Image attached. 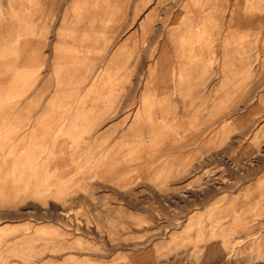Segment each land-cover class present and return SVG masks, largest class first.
Here are the masks:
<instances>
[{
    "label": "rangeland",
    "instance_id": "374dc122",
    "mask_svg": "<svg viewBox=\"0 0 264 264\" xmlns=\"http://www.w3.org/2000/svg\"><path fill=\"white\" fill-rule=\"evenodd\" d=\"M54 1L0 0V24L6 21L14 26L3 30L0 25V109L14 100L18 108L17 114L0 117V264H264V12L260 24L255 27L253 21L250 29L238 19L221 23L222 16L241 15L246 2L251 10L264 11V0L263 4L261 0H209L212 37L209 42L201 37L210 46L197 54L189 52L190 40L181 36L183 28L192 30L202 24L197 0H104L109 2L106 7L100 0ZM185 4L188 14L178 16ZM26 38L29 47L20 54L8 52L13 43ZM227 40L236 48L230 51L233 54L225 45ZM164 41L176 63L174 67L168 63L163 71L168 75L155 79V92H149V71L157 67L159 44ZM175 41L183 43L180 52ZM116 51L121 62L112 59ZM29 53L30 62L8 68L10 56L23 58ZM178 59L184 62L176 66ZM73 61L79 62L72 69V80L57 86L60 67H71ZM14 73H21V80L9 87ZM190 92L193 101L187 96ZM204 97L207 101L201 103ZM147 144L154 148L149 150Z\"/></svg>",
    "mask_w": 264,
    "mask_h": 264
},
{
    "label": "bare ground",
    "instance_id": "6f19581e",
    "mask_svg": "<svg viewBox=\"0 0 264 264\" xmlns=\"http://www.w3.org/2000/svg\"><path fill=\"white\" fill-rule=\"evenodd\" d=\"M26 1H27V0H26ZM30 1H31V0H30ZM33 1H34V0H33ZM53 1H54V0H53ZM57 1H58V0H57ZM60 1H61V0H59V2H60ZM98 1H99V0H98ZM117 1H118V0H117ZM117 1H116V2H117ZM158 1H159V0H158ZM160 1H161V0H160ZM184 1H186V0H184ZM197 1H199V2H198V4L196 5L197 8H198V9H196V10H197V12L199 13L200 18H202V20H201V21H202V24H200L199 27H195V28H193L192 30H191V29H188V28H187V29L183 28V30H185L183 35H181V34L178 33L179 35L182 36L183 39H188V40H190V41L188 42L189 52H190V53H194V54H195V53H196V54H197V53H202L206 48H209V46H210L209 43H208V42H209V37H212V36H209V17L213 16V13H209V12H210V10H209V0H197ZM246 1H247V0H246ZM248 1H249V0H248ZM251 1H252V0H251ZM255 1L257 2V0H255ZM18 2H19V1H18ZM22 2H24V1H22ZM54 2H56V1H54ZM99 2H101V3H102V6H104V7H106L105 5H108V6H109V2H108V1H104V0L101 1V0H100ZM235 2H236V1H235ZM244 2H245V1H244ZM256 2H255V5L258 6V4H256ZM263 2H264V1H263ZM263 2H262V0H261L260 3L263 4ZM20 3H21V2H20ZM20 3H19V5H20ZM101 3H100V4H101ZM187 3H188V2H187ZM190 3H191V2H190ZM222 3H223V2H222ZM23 4H24V3H23ZM52 4H53V5H52V8H53L54 3L52 2ZM57 4H58V3H57ZM57 4H56V5H57ZM124 4H125V3H124ZM191 4H192V3H191ZM236 4H238V6L240 5L239 3H236ZM43 5H44V4H43ZM110 5H114V4H110ZM169 5H170V4H169ZM214 5H215V4H214ZM217 5H218V4H217ZM241 5H242V3H241ZM250 5H251V4H249V3H247V2H246L245 4L243 3L242 6H244V7H243V10H242V12H241V15H239L240 13H238V15H236V14H235V15H232V14H231V15H229L228 19H226V17H227L226 15H225V17L222 16V19H221L222 22H221V23L224 25V23L226 24V22H228V24H229L230 22H232V21H237V19H238L239 23L241 22V23H240L241 26H242V24H244L245 26H249V29H250V26H251V24H252L251 22H253V21H255V23H254V22H253V23L256 24V25H253V26H255V27L258 26V25L260 24L259 22L261 21V17H262V15H263V12H264V11H263V9H258V7H254V8L251 10ZM253 5H254V4H253ZM13 6H14V5H13ZM57 6H58V5H57ZM57 6H56V7H57ZM102 6H101V7H102ZM118 6H119V4H118ZM154 6H155V8H156V5H154ZM154 6H153V7H154ZM182 6H183V5H182ZM182 6H181V7H182ZM236 6H237V5H236ZM262 6H264V5H262ZM49 7H50V6H49ZM49 7H48V8H49ZM122 7H123V6H122ZM201 7H203V8H201ZM224 7H225V6H224ZM240 7H241V6H240ZM9 8H10V7H9ZM43 8H44V7H42V9H43ZM113 8H114V7H113ZM113 8H112V9H113ZM171 8H172V7H171ZM187 8H188V7H187V4H185L184 7L181 8L182 10L179 11L178 16H182V15L185 16V15H187V14H188V12H187ZM193 8H194V7H193ZM222 8H223V6H222ZM229 8H230V6H229ZM54 9H55V8H54ZM104 9H105V8H104ZM104 9L101 10V11L103 12ZM107 9H108V7H107ZM121 9H122V8H121ZM6 10H7V8H6ZM9 10H10V9H9ZM227 10H228V9H227ZM68 11H69V10H68ZM93 11H94V10H93ZM122 11H123V10H122ZM214 11H215V10H214ZM7 12H9V11H7ZM10 12H11V11H10ZM81 12H82V11H81ZM85 12H87V11H85ZM89 12H90V11H89ZM102 12H101V14H102ZM105 12H106V11H105ZM105 12H104V13H105ZM119 12H121V11H119ZM119 12H118V13H119ZM220 12H221V11H219V13H220ZM45 13H46V12H44V14H45ZM53 13H54V11H53ZM73 13L75 14V12H73ZM82 13H83V12H82ZM87 13H88V12H87ZM94 13H95V12H94ZM104 13H103V14H104ZM118 13H117V14H118ZM121 13H123V12H121ZM167 13H168V12H167ZM219 13H218V14H219ZM226 13H227V11H226ZM61 14H62V13H61ZM64 14H65V12H64ZM76 14H77V13H76ZM79 14H80V13H79ZM88 14H90V13H88ZM97 14H98V13H97ZM110 14H111V13H110ZM110 14H109V15H110ZM62 15H63V14H62ZM98 15H99V14H98ZM112 15H114L113 17L116 16V14H114V13H112ZM71 16H72V15H71ZM89 16H90V15H89ZM102 16H103V15H102ZM106 16H107V15H106ZM239 16H240L241 18H239ZM44 17H45V15H44ZM53 17H54V16H53ZM62 17H63V16H62ZM76 17H77V16H76ZM85 17H86V16H85ZM104 17H105V16H104ZM107 17H109V16H107ZM173 17H174V15H173ZM32 18H33V17H32ZM68 18H71V17L69 16ZM77 18H78V17H77ZM98 18H99V16H98ZM147 18H148V17H147ZM174 18H175V17H174ZM50 19H51V21H52L53 18H50ZM75 19H76V18H75ZM78 19H79V18H78ZM88 19H89V18H88ZM168 19L170 20L169 17H168ZM29 20H30V18L28 19V21H29ZM44 20H45V18H44ZM76 20H77V19H76ZM80 20H82V19H80ZM84 20H85V19H84ZM95 20H96V18H95ZM148 20H149V19H148ZM47 21H48V20H47ZM167 21H168V20H167ZM170 21H171V20H170ZM173 21H174V20H173ZM214 21H215V20H214ZM238 21H237V22H238ZM44 22H46V20L43 21V23H44ZM74 22H75V21H74ZM77 22H78V21H77ZM79 22H80V21H79ZM83 22H84V21H83ZM96 22H97V21H96ZM99 22H100V21H99ZM148 22H149V21H148ZM148 22H147V23H148ZM176 22H177V21H174V23H176ZM218 22H219V21H218ZM237 22H236L235 24H238ZM67 23H68V22H67ZM69 23H70V22H69ZM69 23H68V24H69ZM103 23H104V22H103ZM165 23H166V22H165ZM170 23H171V22H170ZM257 23H259V24H257ZM263 23H264V22L262 21V24H263ZM58 24H59V26H60V23H58ZM68 24H67V25H68ZM70 24H71V23H70ZM89 24H90V23H89ZM91 24H92V23H91ZM97 24H99V23H96V27H97ZM148 24H149V23H148ZM171 24H172V23H171ZM215 24H216V22H215ZM232 24H233V23H232ZM0 25H1V27L3 28V30H4V29H6V30H12V29L14 28V26H13L12 24H10V23H7V24H0ZM63 25H64V22H63V24H62L61 26H63ZM226 25H227V24H226ZM72 26H74V25H72ZM83 26H84V25H83ZM83 26H81V27H83ZM155 26H156V25H155ZM1 27H0V28H1ZM64 27H65V26H64ZM74 27H75V26H74ZM93 27H94V26H93ZM106 27H107V26H106ZM162 27H163V26H162ZM220 27H221V26H220ZM242 27H243V26H242ZM46 28H47V27H46ZM62 28H63V27H62ZM77 28H78V27H77ZM150 28L152 29V28H154V26L152 25V26H150ZM150 28H149V29H150ZM213 28H214V27H213ZM253 28H254V27H253ZM257 28H258V27H257ZM260 28H261V27H260ZM60 29H61V28H60ZM60 29H59V30H60ZM67 29H70V28H67ZM67 29H66V30H67ZM84 29H85V28H84ZM91 29H92V28H91ZM146 29H147V28H146ZM149 29H148V30H149ZM64 30H65V29H64ZM64 30H62L60 33L64 32ZM66 30H65V31H66ZM72 30H74V29H72ZM75 30H76V28H75ZM79 30H82V28H80ZM79 30L77 29V31H79ZM87 30H89V29H87ZM97 30H100V29H97ZM103 30H104V29H103ZM105 30H106V29H105ZM107 30H109V29H107ZM67 31H68V30H67ZM67 31H66V32H67ZM212 31H213V30H212ZM227 31H228V29H227ZM263 31H264V30H263ZM43 32H44V31H43ZM68 32H70V31H68ZM68 32H67V33H68ZM75 32H76V31H75ZM79 32H80V31H79ZM179 32H180V31H179ZM217 32H218V31H217ZM245 32L247 33V31H245ZM254 32H255V31H254ZM259 32H260V30H259ZM11 33H12V32H11ZM160 33H161V32H160ZM162 33H163V31H162ZM221 33H222V32H221ZM229 33H230V30H229ZM255 33H256V32H255ZM0 34H1V33H0ZM65 34H66V33H65ZM65 34H63V35H65ZM72 34H73V32H72ZM72 34H71V35H72ZM77 34H78V33H77ZM79 34H80V33H79ZM133 34H134V33H133ZM212 34H213V33H212ZM212 34L210 33V35H212ZM216 34H217V33H216ZM216 34H215V35H216ZM230 34H231V33H230ZM1 35H2V34H1ZM1 35H0V36H1ZM11 35H13V34L6 35L5 37L8 38V37L11 36ZM14 35H15V34H14ZM25 35H26V34H25ZM68 35H69V34H68ZM68 35H67V36H68ZM71 35H70V36H71ZM213 35H214V34H213ZM65 36H66V35H65ZM70 36H69V38H70ZM94 36H96V35L94 34ZM128 36H129V35H128ZM202 36H203V37L205 36L206 41H208L207 44L204 43V42H201V41H200V39H201ZM220 36H221V35H220ZM229 36H230V35H229ZM16 37H17V36H16ZM26 37H27V36H26ZM28 37H29V35H28ZM58 37H59V36H58ZM71 37H72V36H71ZM73 37H75V36H73ZM81 37H82V35H81ZM81 37H80V38H81ZM84 37H85V36H84ZM84 37H83V38H84ZM92 37H93V35H92ZM96 37H97V36H96ZM100 37H102V36H100ZM226 37H227V35H226ZM0 38H1V37H0ZM24 38H25V37H24ZM98 38H99V37H98ZM98 38H97V39H98ZM161 38H162V37H161ZM172 38H173V37H172ZM230 38H231V37H230ZM13 39H15V37H14ZM56 39L60 40L59 38H56ZM74 39H76V38H74ZM74 39H73V40H74ZM81 39H82V38H81ZM85 39H86V38H85ZM85 39H84V41H85ZM93 39H94V38H93ZM100 39H101V38H100ZM127 39H128V38H127ZM129 39H130V38H129ZM173 39H174V38H173ZM259 39H261V38H259ZM262 39L264 40V38H262ZM0 40H2V38H1ZM20 40H22V39H20ZM32 40H33V39H32ZM32 40H31V41H32ZM34 40H35V39H34ZM34 40H33V41H34ZM38 40H39V39H38ZM86 40H87V39H86ZM89 40H90V39H88L87 41H89ZM103 40H104V39H103ZM166 40H168V39H166ZM229 40H230V39H229ZM231 40H233V38H232ZM247 40H248V39H247ZM256 40H257V39H256ZM44 41H45V40H44ZM87 41H86V42H87ZM90 41H91V40H90ZM98 41H99V40H98ZM137 41H138V40H137ZM137 41H136V42H137ZM153 41H154V40H153ZM212 41H213V40H212ZM240 41H241V40H240ZM242 41H243V40H242ZM53 42H54V40H53ZM58 42H60V41H58ZM73 42H75V41H73ZM77 42H78V41H77ZM77 42H76V43H77ZM81 42H82V41H80V43H81ZM86 42H82V43L85 44ZM104 42L107 43L108 41H104ZM122 42H123V41H122ZM144 42H145V41H144ZM171 42H172V41H171ZM171 42H170V43H171ZM182 42H183V41H182ZM229 42H230V41L227 40V42L225 43V45L227 46V49H228L229 52L232 51V50H233V52H234V51L236 50V48H235V50L232 49L233 45H232V43H229ZM237 42H238V41H237ZM256 42H257V41H256ZM261 42H262V40H261ZM35 43H36V42H35ZM37 43H38V42H37ZM43 43H45V42H43ZM95 43H96V41H95ZM132 43H134V42H132ZM172 43H173V42H172ZM233 43H234V42H233ZM238 43H240V42H238ZM28 44H30V41H29V39H27V38L24 39L23 41H20V43H19V42H17V43H13V46H12V49H11L12 51L9 50L8 52H10V53L12 52V53H13L15 50H17V51L19 50V54H20V53L22 52V50H24V49H23L24 47H26V48L29 47ZM41 44H42V43H41ZM61 44H62V42H61ZM73 44H74V43H73ZM87 44H89V43L87 42ZM109 44H110V43H109ZM122 44H123V43H122ZM124 44H125V43H124ZM128 44H129V43H128ZM130 44H131V42H130ZM161 44H162V42H161ZM161 44H159L160 47H161V49L158 50V51H159V52H158L159 54L157 55L156 62H155L157 67L151 68L150 71H149V75H148V76H149V79H150V82H151V84H150L151 86H150V87H152V88H149V89H148L149 92H152V91L155 92V89H154V86H155V79H158V78H159V79L163 80V78H164L166 75H168V73L166 74V71H167V69L169 68V67H168V63L172 62V63H173V67H174V64L176 63V59H177V58L174 57V53L172 52L171 46L169 45L168 42L166 43V41H164L162 46H161ZM182 44H183V43H181V41H175V42H174V45L178 48V51L181 50V49H184V48L182 47ZM214 44L217 45V43H213V45H214ZM1 45H2V44H1ZM30 45H31V44H30ZM35 45H36V44H35ZM68 45H69V44H67V46H68ZM70 45H71V44H70ZM104 45H105V44H104ZM107 45H108V43H107ZM157 45H158V43H157ZM254 45H255V43H254ZM43 46H44V45H43ZM79 46H81V45H79ZM124 46H125V45H124ZM133 46H134V44H132V47H133ZM219 46H220V45H219ZM219 46H217V47L219 48ZM260 46H261V45H260ZM263 46H264V45H263ZM0 47H1V46H0ZM39 47H41V46H39ZM69 47H70V46H69ZM77 47H78V46H77ZM81 47H82V46H81ZM99 47H100V45H99ZM105 47H107V46H105ZM120 47H121V46H120ZM150 47H151V46H150ZM221 47H222V46H221ZM234 47H236V46H234ZM4 48H5V47H4ZM37 48H38V46H37ZM37 48H36V50H37ZM57 48H58V47H57ZM59 48L61 49V47H59ZM113 48H115V47H113ZM113 48H112V49H113ZM121 48H122V47H121ZM0 49H1V48H0ZM39 49H43V48H39ZM55 49H56V48H55ZM63 49H64V48H63ZM75 49H76V48H75ZM75 49H74V50H75ZM79 49H80V48H79ZM79 49H78V51H80ZM83 49H84V48H83ZM98 49H99V48H98ZM110 49H111V46H110ZM125 49H126V48H125ZM230 49H231V50H230ZM237 49H238V48H237ZM240 49H241V48H240ZM69 50H70V49H69ZM76 50H77V49H76ZM93 50H97V49H93ZM99 50H100V49H99ZM103 50H104V48H103ZM126 50L128 51V49H126ZM218 50H219V49H218ZM33 51H34V50H32L31 52H33ZM54 51H56V50H54ZM72 51H73V50H72ZM82 51H83V50H82ZM89 51H90V49H89ZM111 51H112V50H111ZM154 51H155V50H154ZM238 51H239V50H238ZM238 51H237V52H238ZM240 51H241V50H240ZM29 52H30V50H29ZM38 52H39V51H38ZM80 52H81V51H80ZM98 52H99V51H97L96 54H98ZM152 52H153V51H152ZM179 52H180V51H179ZM211 52H212V53H213V52H216V49H212ZM233 52H230V53L233 54ZM263 52H264V51H263ZM10 53H9V54H10ZM100 53H101V52H100ZM100 53H99V54H100ZM102 53H103V52H102ZM154 53H155V52H154ZM218 53H219V52H218ZM239 53H240V52H239ZM19 54L16 55L17 57H12V56H10L11 58H8V61H7V63H8V68H13V67L17 64V63H16L17 60H20L21 62H26V63H27V62H30V61H29V60H30V53H29V55H26V56H25V55H24V56L22 55L23 58H22ZM32 54H33V53H31V55H32ZM40 54H43V55H44L45 53H40ZM137 54H139V53H137ZM155 54H156V53H155ZM155 54H154V55H155ZM169 54H170V56H169ZM227 54H228V53H227ZM65 55H66V54H65ZM148 55H149V54H148ZM35 56H37V55H35ZM107 56H108V55H107ZM111 56H112V54H111ZM125 56H127V55H125ZM138 56H139V55H138ZM209 56H210V55H209ZM211 56H212V55H211ZM232 56H233V55H232ZM236 56H237V54H236ZM38 57H40V56L33 57V58H38ZM42 57H44V56H42ZM100 57H101V56H100ZM122 57H123V56H122ZM133 57L135 58V56H133ZM148 57H149V56H148ZM151 57H153V56H151ZM151 57H150V58H151ZM200 57H201V56H200ZM203 57H204V56H203ZM203 57H202V58H203ZM223 57H224V56H223ZM20 58H21V59H20ZM31 58H32V57H31ZM44 58H45V57H44ZM64 58H65V57H64ZM64 58H63V59H64ZM105 58H106V57H105ZM128 58H130V57H128ZM137 58H139V57H137ZM67 59H68V58H66V60H67ZM112 59H114V62H121V59L119 58V54H118L117 51L113 54ZM122 59H123V58H122ZM139 59H140V58H139ZM182 59H184V58H182ZM182 59H178L176 66H178L179 63H183L184 61H187V60H185V59H184V61H183ZM186 59H188V58H186ZM200 59H201V58H200ZM222 59H226V57H224V58H222ZM228 59H230V58H228ZM228 59H227V60H228ZM233 59H234V58H233ZM36 60H37V59H36ZM60 60L64 63V61L61 59V57H60ZM73 60H77V59L74 58ZM106 60H107V59H106ZM123 60H124V59H123ZM127 60H128V59H127ZM193 60H194V59H193ZM195 60H196V59H195ZM203 60H204V58H203ZM206 60H207V59H206ZM234 60H235V59H234ZM34 61H35V59H34ZM40 61H41V60H40ZM42 61H43V60H42ZM42 61H41V62H42ZM67 61H68V60H67ZM132 61H134V60H132ZM150 61H151V59H150ZM219 61H220V60H219ZM222 61H223V60H222ZM222 61H221V63H222ZM229 61H230V60H229ZM237 61H238V59H237ZM36 62H39V61L37 60ZM73 62H74L73 65H72L73 67H72V66L70 67V66L62 65V66L60 67V69H59V70H61L60 72H64L65 75L68 76L67 78H63V79H62V81H63L64 84H68V83H69L68 81L72 80V78L70 77L71 74H72V72H73L72 69H75V70H76V68H75L74 65L77 64L79 61H77V63H76V61H73ZM126 62H127V61H126ZM135 62H136V60H135ZM135 62H134V63H135ZM148 62H149V60H148ZM148 62H147V63H148ZM195 62H196V61H195ZM60 63H61V62H60ZM60 63H59V64H60ZM65 63H66V62H65ZM65 63H64V64H65ZM232 63H233V62H232ZM55 64H56V63H55ZM59 64H58V65H59ZM71 64H72V63H71ZM96 64H97V63H96ZM102 64H105V63H102ZM118 64H119V63H118ZM152 64H154V63H152ZM201 64H202V63H201ZM235 64H236V63H235ZM93 65L95 66V64H93ZM98 65H99V64H98ZM119 65H120V64H119ZM123 65H124V64H123ZM171 65H172V64H171ZM183 65H185V64H183ZM183 65H182V67H184ZM225 65H226V63H225ZM85 66H87V65H85ZM151 66H152V65H151ZM151 66H150V67H151ZM180 66H181V65H180ZM232 66H233V64H232ZM235 66H236V65H235ZM235 66H234V70H237V69H235ZM58 67H59V66H58ZM119 67H120V66H119ZM126 67H127V66H126ZM126 67L123 68V69H126ZM152 67H153V66H152ZM167 67H168V68H167ZM221 67H222V65H221ZM227 67H228V66H227ZM238 67H239V66H238ZM88 68H89V67H88ZM134 68H135V66H134ZM134 68H133V69H134ZM180 68H181V67H180ZM130 69H131V68H130ZM146 69H148V68H146ZM171 69H172V67H171ZM176 69H177V68H176ZM183 69H184V68H181V72H182ZM245 69H246V68H245ZM13 70H14V68H13ZM96 70H97V68H96ZM126 70H127V69H126ZM126 70H125V71H126ZM134 70H135V69H134ZM164 70H166V71H165V74H166V75H164V72H163ZM184 70H185V69H184ZM201 70H202V69H201ZM222 70H223V67H222ZM94 71H95V70H94ZM121 71H122V70H121ZM123 71H124V70H123ZM131 71H132V70H131ZM146 71H147V70H146ZM174 71H178V69H177V70H174ZM174 71H171V72H174ZM204 71H205V70H204ZM204 71H202V74H203ZM227 71H228V70H227ZM81 72H82V71H81ZM95 72H96V71H95ZM133 72H134V71H133ZM143 72H144V74H145V73H148V72H145V71H143ZM143 72H142V73H143ZM183 72H184V71H183ZM205 72H206V71H205ZM205 72H204V73H205ZM211 72H212V71H211ZM222 72H223V71H222ZM93 73H94V72H93ZM119 73H121V72H119ZM131 73H132V72H131ZM206 73H208V71H207ZM206 73H205V74H206ZM223 73H225V72H223ZM236 73H238V72H236ZM94 74H95V73H94ZM123 74H125V72H123ZM126 74H127V73H126ZM126 74L123 75V76H128V75H126ZM128 74H129V73H128ZM174 74H175V73H174ZM200 74H201V73H200ZM200 74H199V75H200ZM202 74H201V75H202ZM85 75H86V74H85ZM120 75H121V74H120ZM120 75H118V76H120ZM131 75H132V74H131ZM145 75H146V74H145ZM201 75H200V76H201ZM203 75H204V74H203ZM263 75H264V74H263ZM12 76L14 77V74H13ZM118 76H117V78H118ZM171 76H172V74H171ZM171 76H170V77H171ZM175 76H178V75H175ZM196 76H197V73H196L195 77H196ZM223 76H224V75H223ZM13 77H11V78H12L11 81H10L9 79H7V80H9L10 83H13ZM88 77H89V76H87V77L85 76V80H86V78L88 79ZM112 77H113V76H112ZM121 77H122V76H121ZM167 77H168V76H167ZM91 78H92V77H91ZM144 78H145V76H144ZM206 78H208V76H207ZM206 78H205V80H206ZM124 79H125V78H124ZM140 79L142 80V78H140ZM181 79H182V78H181ZM186 79H188L187 81H189V78H186ZM186 79H185V80H186ZM224 79H225V77H224ZM228 79H229V76H228ZM85 80H84V81H85ZM112 80H113V79H112ZM115 80H116V79H115ZM115 80H114V81H115ZM125 80H126V79H125ZM165 80L167 81V79H165ZM165 80L163 81L164 83H165ZM168 80H169V79H168ZM194 80H195V79H194ZM194 80H193V81H194ZM219 80H220V78H219ZM114 81H113V82H114ZM139 81H140V80H139ZM171 81H172V80H170V82H171ZM182 81H183V80H182ZM197 81H198V80H197ZM197 81H195V82H197ZM220 81H221V80H220ZM7 82H8V81H7ZM111 82H112V81H111ZM168 82H169V81H168ZM170 82H169V83H170ZM206 82H207V81H205V83H206ZM10 83H9V84H10ZM86 83H88V82H86ZM105 83H106V82H105ZM114 83H116V81H115ZM180 83H181V82H180ZM205 83H204V84H205ZM216 83L218 84V81H217ZM229 83H230V82H229ZM88 84H89V83H88ZM107 84H108V83H107ZM110 84H112V83H110ZM129 84H130V83H129ZM139 84H140V83H139ZM143 84H144V83H143ZM156 84H157V83H156ZM172 84H173V83H172ZM174 84H175V83H174ZM183 84L186 85V83H183ZM223 84H224V82H223ZM225 84H226V83H225ZM233 84H234V83H233ZM233 84H232V85H233ZM11 85H12V84H11ZM82 85H84V84H82ZM82 85H80V86L82 87ZM163 85H165V84H163ZM168 85H169V84H168ZM180 85H181V84H180ZM195 85H196V84H195ZM195 85H194V86H195ZM218 85H219V84H218ZM218 85H217V86H218ZM220 85H221V84H220ZM166 86H167V83H166ZM172 86H173V85H172ZM197 86H198V84H197ZM197 86H196V87H197ZM201 86H202V85H201ZM224 86H225V85H224ZM224 86H223V87H224ZM234 86H236V85H234ZM77 87H79V85H78ZM169 87H170V86H169ZM178 87H179V86H178ZM198 87H199V86H198ZM198 87H197L196 89H198V91H199L201 88H198ZM207 87H208V86H207ZM221 87H222V85H221ZM110 88H111V87H110ZM138 88H139V87H138ZM158 88H159V87H158ZM181 88L183 89V86H182ZM202 88H204V86H203ZM142 89H144V87H143ZM172 89H173V88H172ZM196 89H194V90H196ZM78 90H79V89H78ZM103 90H105V89H103ZM169 90L171 91V89H169ZM178 90H179V89H178ZM218 90H219V89H218ZM101 91H102V90H101ZM106 91H107V90H106ZM118 91H119V90H118ZM163 91H164V89H163ZM175 91H176V90H175ZM175 91H174V92H175ZM179 91H180V90H179ZM73 92H74V91H73ZM121 92H122V91H121ZM121 92H119V93L121 94ZM140 92H141V90H140ZM168 92H169V91H168ZM177 92H178V91H177ZM192 92L194 93V91H192ZM204 92H205V91H204ZM208 92H209V89H208L207 93H208ZM106 93H107V92H106ZM106 93H104V94H106ZM109 93H110V91H109ZM182 93H183V92H182ZM182 93H181V94H182ZM193 93H192V96H193ZM84 94H85V93H84ZM114 94H115V92H114ZM120 94H119V95H120ZM167 94H168V93H167ZM188 94H189V96H190L189 100L192 99L191 101H193V98H195V97H193V98L191 97V92H190V93H187V96H188ZM194 94H195V93H194ZM197 94H198V92H197ZM202 94H203V93H202ZM204 94H205V93H204ZM75 95H76V94H75ZM90 95H91V94H90ZM121 95L124 96L123 94H121ZM139 95H140V94H139ZM139 95H138V97H140ZM161 95H162V94H161ZM161 95L158 96L160 99H161ZM171 95H172V91H171ZM185 95H186V94H185ZM82 96H83V95H82ZM91 96H92V95H91ZM97 96H98V95H97ZM106 96H107V95H106ZM106 96H105V97H106ZM116 96H117V95H116ZM116 96H115V97H116ZM166 96H169V95H166ZM178 96H179V95H178ZM183 96H184V94H183ZM183 96H182V98H183ZM195 96H196V95H195ZM199 96H200V95H199ZM207 96L209 97L208 94H207ZM158 97H157V98H158ZM162 97H163V96H162ZM184 97H185V96H184ZM202 97H203V95H202ZM94 98H95V97H94ZM102 98H103V97H102ZM110 98H111V97H110ZM159 98H158V99H159ZM196 98H198V96H197ZM106 99H107V97H106ZM139 99H140V98H139ZM184 99H186V98H184ZM199 99H200V98H199ZM204 99H205V97H204L203 99L200 100L201 103L203 102L202 100H204ZM206 99H207V98H206ZM206 99H205L204 102L207 101ZM140 100H141V99H140ZM142 100H143V99H142ZM181 100H183V99H181ZM208 100H209V99H208ZM74 101H75V100H74ZM152 101H154V100H152V98H151V102H152ZM171 101H172V100H171ZM113 102H115V101H113ZM113 102H112V103H113ZM131 102H132V101H131ZM131 102H130V103H131ZM138 102L140 103L141 101H138ZM183 102H184L183 104H185V103L187 102V99H186L185 101L183 100ZM93 103H94V102H93ZM100 103H101V102H100ZM152 103H153V102H152ZM171 103H172V102H171ZM190 103H191V102H190ZM190 103H189V104H190ZM207 103H208V102H207ZM207 103H206V104L203 103V104H204V105H207ZM219 103H220V102L218 101V104H219ZM98 104H99V103H98ZM103 104H104V103H103ZM110 104H111V102H110ZM110 104H109V106H112V107H113V105H110ZM155 104H156V103H155ZM175 104H177V103L175 102ZM192 104H195V103H192ZM203 104H201L200 108L202 107ZM127 105H128V104H127ZM139 105H140V104H139ZM156 105H157V104H156ZM171 105H172V104H171ZM190 105H191V104H190ZM199 105H200V103H199ZM224 105H225V104H224ZM226 105H227V104H226ZM109 106H107V107H109ZM129 106H130V105H129ZM137 106H138V105H137ZM175 106H176V105H175ZM181 106H182V105H181ZM185 106H186V108H187V106H189L188 103H187V105H185ZM193 106H194V105H193ZM196 106H197V105H196ZM227 106H228V105H227ZM172 107H173V106H172ZM172 107H171V108H172ZM203 107H204V106H203ZM209 107H210V106H209ZM209 107H208V109H211V108H209ZM219 107H220V106H218V108H219ZM167 108H168V107H167ZM167 108H166V109H167ZM189 108H191V107H189ZM220 108H221V107H220ZM107 109H108V108H107ZM109 109H110V108H109ZM153 109L156 110V109H158V108L154 107V108H152V110H153ZM166 109H165V110H166ZM168 109H169V108H168ZM168 109H167V111H168ZM192 109H193V107H192ZM201 109H202V108H201ZM201 109H198L197 111H199V110H201ZM205 109H206V107H205ZM215 109H216V108H215ZM135 110H136V109H135ZM181 110H182V109H181ZM184 110H186V109H184ZM189 110H190V109H189ZM189 110H187V112H188ZM219 110H220V109H219ZM96 111H97V109H96ZM160 111H161V110H160ZM182 111H183V110H182ZM190 111L192 112V110H190ZM197 111H196V113H197ZM171 112H172V111H171ZM185 112H186V111H185ZM187 112H186V113H187ZM208 112H209V111H208ZM108 113H109V112H108ZM132 113H133V112H132ZM141 113H142V111H141ZM158 113H159V110H158ZM160 113H161V116H164V115H162V111H161ZM160 113H159V114H160ZM186 113H185V115H186ZM217 113H218V112H217ZM217 113L215 112L214 115L216 114V116H217ZM179 114H180V113H179ZM179 114L177 115V117L179 116ZM187 114H188V113H187ZM194 114H195V110H194L193 113H191V115H189V116H192V115H194ZM171 115H172V113H171ZM92 116H93V115H92ZM219 116H221V115H219ZM249 116H250V114H249ZM252 116H253V115H252ZM88 117L90 118L91 115L88 116ZM132 117H133V116H132ZM154 117H155V116H154ZM177 117H175V118H177ZM196 117H197V116H196ZM214 117H215V116H214ZM143 118H144V115H143ZM157 118H158V117H157ZM162 118H164V117H162ZM189 118H190V117H189ZM239 118H241V117H239ZM242 118H243V117H242ZM242 118H241V119H242ZM246 118H247V115L245 116V119H246ZM134 119H135V118H134ZM155 119H156V118H155ZM173 119H174V118H173ZM186 119H188V118L186 117ZM215 119H216V118H215ZM241 119H240V120H241ZM129 120H130V119H129ZM138 120H140V119H138ZM159 120H160V121H163V120L161 119V117H159ZM159 120H158V121H159ZM167 120H168V119H167ZM236 120H237V119H236ZM243 120H244V119H243ZM154 121H155V120H154ZM169 121H170V120H169ZM169 121H167V122L169 123ZM200 121H202V120H200ZM219 121H221V120H219ZM224 121H225V120H224ZM167 122H166V123H167ZM170 122H171V121H170ZM213 122H214V121H213ZM227 122H228V121H227ZM89 123H90V122H89ZM135 123L137 124L138 122L136 121ZM135 123H134V124H135ZM160 123H161V122H160ZM166 123H165V125H163V127L166 126ZM168 123H167V124H168ZM210 123H211V122H210ZM217 123H218V122H217ZM228 123H229V122H228ZM234 123H235V122H234ZM245 123H246V122H245ZM134 124H133V126H134ZM136 124H135V125H136ZM146 124H147V123H146ZM150 124H151V123H150ZM152 124H153V123H152ZM155 124H156V123L154 122V124L151 125V126H152V127H155ZM157 124H159V122H157ZM215 124H216V123H215ZM232 124H233V123H232ZM129 125H130V124H128V126H129ZM137 125H138V124H137ZM141 125H142V123L139 124L138 126H141ZM170 125H171V124H170ZM179 125H181V127H182V126H183V125H182V122H180ZM234 125H235V124H234ZM146 126H147V125H146ZM149 126H150V125H149ZM142 127H143V125H142ZM142 127H141V129H142ZM152 127H151V128H152ZM181 127H180V128H181ZM201 127H202V125H201ZM218 127H219V126H218ZM222 127H223V126H222ZM263 127H264V126H263ZM263 127H262V128H263ZM137 128H139V127H137ZM171 128H172V127H171ZM206 128H207V126H206ZM224 128H225V127H224ZM229 128H230V127H229ZM128 129H129V128H128ZM146 129H147V127H146ZM154 129L156 130V128H154ZM157 129H158V127H157ZM204 129H205V128H204ZM232 129H233V128H232ZM263 129H264V128H263ZM126 130H127V129H126ZM132 130H133V129H132ZM152 130H153V128H152ZM155 130H153V131H155ZM158 130H159V129H158ZM163 130H166V128L163 129ZM221 130H222V129H221ZM258 130H259V129H258ZM124 131H125V130H124ZM137 131H138V130H137ZM146 131H147V132L150 131V130H149V127H148V130H146ZM156 131H157V130H156ZM173 131H174V130H173ZM176 131H177V130H176ZM212 131H213V130H212ZM216 131H217V128H216ZM147 132H146V133H147ZM150 132H151V131H150ZM150 132H148V134H149ZM179 132H180V131H179ZM84 133H85V132H84ZM89 133H90V132H89ZM101 133H102V132H101ZM122 133H123V132H122ZM128 133H129V132H128ZM131 133H133V132H131ZM156 133H157V132H156ZM176 133H177V132H176ZM204 133H205V132H204ZM204 133H203V134H204ZM210 133H211V130H210ZM86 134H87V132H86ZM123 134H124V133H123ZM129 134H130V133H129ZM129 134H128V135H129ZM133 134H134V133H133ZM135 134H136V133H135ZM137 134H138V132H137ZM187 134H188V133H187ZM207 134H208V133H206V137H207ZM139 135H140V133H139ZM139 135H137V136H139ZM142 135H143V134H142ZM145 135H146V134H145ZM188 135H190V134H188ZM92 136H93V135H92ZM120 136H121V135H119V137H120ZM129 136H130V135H129ZM148 136H150V134H149ZM173 136H175V134H174ZM179 136H180V135H179ZM93 137H94V136H93ZM97 137H99V135H97ZM146 137H147V136H146ZM191 137H192V138H190V139H192V140H190V141L193 142V141H194V140H193V136H191ZM194 137H195V136H194ZM214 137H215V136H214ZM122 138H123V137H122ZM126 138H127V137H126ZM132 138H133V137H132ZM174 138H175V137H174ZM176 138H177V137H176ZM182 138H183V137H182ZM216 138H217V136H216ZM124 139H125V138H124ZM183 139H185V138H183ZM91 140H92V139H91ZM134 140H135V139H134ZM172 140H174V139H172ZM128 141H130V140L128 139ZM180 141H181V140H180ZM180 141H179V142H180ZM185 141H186V139H185ZM139 142H140V141H139ZM149 142H151V141H149ZM173 142H174V141H173ZM183 142H184V140H183ZM132 143H134V142L132 141ZM136 143H137V142H136ZM136 143H135V144H136ZM145 143H146V142H145ZM152 143H154V142H152ZM163 143H164V142H163ZM190 143H191V142H190ZM203 143H205V142L203 141ZM221 143H222V142H221ZM166 144H167V143H166ZM170 144H171V143H170ZM174 144H176V143H174ZM177 144H178V143H177ZM186 144H187V142H186ZM186 144H185V145H186ZM206 144H207V143H206ZM207 145H208V144H207ZM218 145H219V144H218ZM220 145H221V144H220ZM220 145H219V146H220ZM130 146H133V145H130ZM130 146H129V147H130ZM137 146H139V145H137ZM150 146L154 148L153 145H150ZM150 146L148 147V144H147L148 149L150 148L149 150H151V147H150ZM157 146H158V145H157ZM173 146H175V145H173ZM178 146H179V144H178ZM214 146H215V145H214ZM155 147H156V146H155ZM170 147H171V145H170ZM206 147H208V146H206ZM211 147H212V146H211ZM215 147H216V146H215ZM127 148H128V147H127ZM131 148L135 149L134 147H131ZM131 148H128V149H131ZM136 148H137V147H136ZM145 148H146V147H145ZM261 148H262V147H261ZM137 149H139V148H137ZM157 149H158V147H157ZM209 149H210V147H209ZM259 149H260V148H259ZM115 150H116V148H115ZM122 150H123V147H122ZM135 150H136V149H135ZM152 150H153V149H152ZM158 150H159V149H158ZM166 150H167V149H166ZM256 150H258V149H256ZM145 151H146V150H145ZM145 151H144V153H145ZM192 151H193V150H192ZM259 151L261 152L262 150H259ZM82 152H83V151H82ZM85 152H86V151H85ZM114 152H115V151H114ZM119 152H121V151H119ZM129 152H131V151H129ZM136 152H137V150H136ZM146 152H147V151H146ZM148 152H149V153H147V155H151V154H150V151H148ZM153 152H154V151H153ZM153 152H152V153H153ZM158 152H160V151H158ZM174 152H175V151H174ZM190 152H191V151H190ZM253 152H254V151H253ZM253 152H252V153H253ZM79 153H80V152H79ZM252 153H251V154H252ZM254 153H255V152H254ZM257 153H258V152H257ZM80 154H81V153H80ZM80 154H79V155H80ZM102 154H103V153H102ZM119 154H120V153H119ZM137 154H138V152H137ZM154 154L157 155V153H155V152H154ZM83 155H84V154H83ZM83 155H82V156H83ZM123 155H124V151H123L122 156H123ZM129 155H130V154H129ZM143 155H145V154H143ZM155 155H154V156H155ZM162 155H165V154H162ZM168 155H169V154H168ZM168 155H167V156H168ZM170 155H171V154H170ZM254 155H255V154H254ZM77 156H78V155H77ZM112 156H113V154H112ZM112 156H111V157H112ZM114 156H115V155H114ZM114 156H113V157H114ZM145 156H146V155H145ZM145 156H144V158H145ZM154 156H152V158H153ZM175 156H176V155H175ZM156 157H157V156H156ZM162 157H163V156H162ZM251 157H252V156H251ZM254 157H255V156H254ZM74 158H75V157H74ZM81 158H82V157H81ZM107 158H108V157H107ZM144 158H141V159H144ZM150 158H151V157H150ZM248 158H249V157H247V159H248ZM111 159H113V158H111ZM111 159H110V160H111ZM136 159H138V158H136ZM141 159L136 160V161H137V162H138V161L141 162ZM148 159H149V158H148ZM148 159H147V160H148ZM156 159H157V158H156ZM160 159H161V156H160ZM177 159H178V158H177ZM247 159H246V160H247ZM110 160H109V161H110ZM134 160H135V159H133V161H134ZM170 160H171V159H170ZM246 160H245V161H246ZM248 160H249V161H252V160H250V159H248ZM76 161H77V160H76ZM79 161H81V160H79ZM79 161H78V162H79ZM100 161H101V160H100ZM124 161H125V160H124ZM133 161H131V162L133 163ZM145 161H146V160H145ZM158 161H159V160H158ZM249 161H248V162H249ZM106 162H107V161H106ZM117 162H119V161H117ZM137 162H136V163H137ZM140 162H139V163H140ZM125 163H127V162H125ZM139 163H137V166H138ZM150 163H151V161H150ZM158 163H160V162H158ZM72 164H73V163H72ZM74 164H75V163H74ZM96 164L98 165V163H96ZM103 164L105 165L106 163H103ZM103 164H102V165H103ZM107 164H108V163H107ZM162 164H166V163H162ZM170 164H171V163H170ZM180 164H181V162H180ZM186 164H187V163H186ZM130 165H131V163H130ZM146 165H147V164L144 165L145 168H146ZM166 165H167V164H166ZM174 165H175V164H174ZM74 166H75V165H74ZM74 166H73V167H74ZM78 166H79V164H78ZM92 166H94V165H92ZM95 166H96V165H95ZM132 166H136V164H135V165H132ZM132 166H130L129 168H131ZM144 166H143V167H144ZM152 166H153V164H152ZM161 167H162V166H161ZM71 168H72V166H71ZM92 168H93V167H92ZM111 168H113V170H114V167H111ZM111 168H110V171H111ZM129 168H128V170H129ZM132 168H133V167H132ZM88 169H89V168H88ZM88 169H87V171H89ZM56 170H57V169H56ZM77 170H78V169H77ZM142 170L144 171V168H142ZM153 170H154V169H153ZM79 171H80V169H79ZM90 171H91V169H90ZM122 171H123V170H122ZM148 171H149V169H148ZM151 171H152V170H151ZM53 172L55 173L56 171L54 170ZM72 172H73V171H72ZM85 172H86V171H85ZM99 172H101V171H99ZM123 172H124V171H123ZM153 172H154V171H153ZM177 172H178V171H177ZM54 173H53V174H54ZM67 173H68V172H67ZM78 173H80V172H78ZM101 173H103V171H102ZM106 173H108V172L106 171ZM119 173H120V172H119ZM121 173H122V172H121ZM69 174H70V173H69ZM144 174H145V172H144ZM144 174H143V175H144ZM151 174H152V173H151ZM151 174H150V176H151ZM59 175H60V174H59ZM102 175H105V173H103ZM110 175H111V174H110ZM112 175H113V174H112ZM112 175H111V176H112ZM68 176H70V175H68ZM111 176H110V178H111ZM116 177H117V176H116ZM116 177H115V178H116ZM140 177H141V176H140ZM98 178H99V177H98ZM100 178L102 179V177H100ZM112 178H113V177H112ZM65 179L68 180V177L64 178L63 180H65ZM107 179H108V177L105 178L106 181H107ZM113 179H114V178H113ZM67 180H66V181H67ZM102 180L105 181L104 179H102ZM111 180H112V179H111ZM108 181H110V180H108ZM138 181H139V180H138ZM61 182H62V181H61ZM112 182H113V181H112ZM57 193H58V192H57ZM253 204H254V203H253ZM248 208H249V207H248ZM244 210H245V209H244ZM246 210H247V209H246ZM250 212L252 213L253 211H250ZM250 212H249V213H250ZM241 213H244V212L241 211ZM251 213H250V215H252ZM260 213H261V212H260ZM246 214H247V213H245V216H247ZM241 215H242V214H241ZM241 215H240V216H241ZM253 216H254V215H253ZM237 217H239V216L237 215ZM243 217H244V216H243ZM243 217H242V219L245 220V217H244V218H243Z\"/></svg>",
    "mask_w": 264,
    "mask_h": 264
},
{
    "label": "crops",
    "instance_id": "0c3cea01",
    "mask_svg": "<svg viewBox=\"0 0 264 264\" xmlns=\"http://www.w3.org/2000/svg\"><path fill=\"white\" fill-rule=\"evenodd\" d=\"M2 24H7V22H3ZM14 29V28H13ZM6 52V51H5ZM19 52V51H18ZM17 52V53H18ZM21 59V58H20ZM17 64H21L22 62L20 60H17L16 62ZM25 63V62H24ZM15 67V66H14ZM13 67V68H14ZM11 68V69H13ZM68 76L65 75L64 72H60V74H58V79H57V86H61V87H64L65 85H68V84H64L62 79L63 78H67ZM18 80H21V73H14V77H13V83H10L9 84V87H14V86H17L19 83H18ZM12 84V85H11ZM15 101V100H14ZM14 101L11 102L10 104V107H8L7 109H0V117L1 116H5L7 113L9 114V112H15L16 114L18 113V108L16 107V103H14ZM19 102V101H18ZM21 110V109H19Z\"/></svg>",
    "mask_w": 264,
    "mask_h": 264
}]
</instances>
